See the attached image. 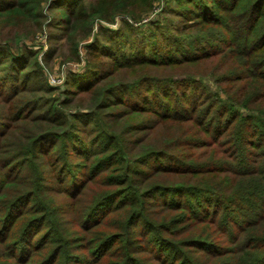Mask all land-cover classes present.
<instances>
[{
	"label": "trees",
	"instance_id": "1",
	"mask_svg": "<svg viewBox=\"0 0 264 264\" xmlns=\"http://www.w3.org/2000/svg\"><path fill=\"white\" fill-rule=\"evenodd\" d=\"M152 1L0 0V264H264V0Z\"/></svg>",
	"mask_w": 264,
	"mask_h": 264
},
{
	"label": "rangeland",
	"instance_id": "2",
	"mask_svg": "<svg viewBox=\"0 0 264 264\" xmlns=\"http://www.w3.org/2000/svg\"><path fill=\"white\" fill-rule=\"evenodd\" d=\"M169 0H153L152 1V8L146 12L145 15H143L139 21H134L132 20L129 16L123 15L119 16V18L126 19L132 23V25L135 24L134 28L139 29L141 31H136L138 35H141L140 33H147L148 28L150 24L152 23H159L161 26L165 27H172L174 24L180 23V20L172 11L167 8L166 6L168 4ZM171 6H173L174 2L170 3ZM103 23V22H102ZM123 22L120 21L119 19L113 24V26L121 25ZM157 29V27H156ZM51 29L45 26L44 30L42 33H37L34 36V41L40 45H42V52H47L48 49L50 48V44L52 45L53 43H49L46 39V32L50 31ZM97 30V27L94 28V32ZM140 32V33H139ZM157 34L160 33L159 30H156ZM93 33V32H92ZM201 33H205V31L199 30V26H195L193 29H189L184 32V34H187L190 38H194L196 35H199ZM167 34V33H165ZM92 35V34H91ZM90 35V36H91ZM210 37L206 36L205 39H209ZM91 39V37H90ZM214 40V38L212 39ZM85 42H82V44ZM60 53L63 52L64 54L66 53V49L64 47H59ZM62 50V51H61ZM84 53H85V48L84 45L80 46V54L81 57L79 60H74L70 62H63V57L58 54L55 56V58L51 62H46L45 63V78L49 82L50 86L52 87H62L64 86V83L67 80L68 74L70 72H75L79 73L84 69ZM220 69L213 64L210 67H207L204 70L205 75L200 76L202 77V82H204L206 86V91L210 92H218L219 94H222V88L224 85L216 84L214 83V75L219 71ZM66 86V85H65ZM202 92V91H200ZM55 95H58V90L55 91ZM85 104V103H84ZM219 146H222L224 150L230 151L227 141L225 138H220L219 139ZM251 150L254 152H259V149H256L255 147L249 146ZM232 152V151H231ZM246 155L255 158V155H252L250 153H247ZM242 157L239 158V160H236L235 166L243 165L245 162H247V159L241 160ZM232 213L239 214L240 209L236 206L233 207ZM69 220H72L73 223V215L72 213L67 212V215ZM64 216L59 217V214L56 215V223L58 225V228L61 229L62 232H64V221H63ZM62 220V221H61ZM70 227L74 228L75 225H71ZM68 228V227H66ZM80 233V232H79ZM229 234V233H227ZM234 235V234H233ZM74 244V243H72ZM141 244V243H140ZM221 246L223 248H229L230 246H236L238 244V240H230L229 238H224L223 241H221ZM139 244L136 245L135 248H138ZM236 248V247H235ZM234 248V249H235ZM226 251V250H224ZM82 252V251H81ZM203 253L207 254V251H203ZM134 254H136L134 252ZM109 255V254H108ZM114 256V255H112ZM169 260V259H167ZM110 261H115V260H110ZM139 264H160L158 260H148V259H141L138 260Z\"/></svg>",
	"mask_w": 264,
	"mask_h": 264
}]
</instances>
